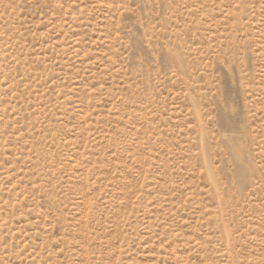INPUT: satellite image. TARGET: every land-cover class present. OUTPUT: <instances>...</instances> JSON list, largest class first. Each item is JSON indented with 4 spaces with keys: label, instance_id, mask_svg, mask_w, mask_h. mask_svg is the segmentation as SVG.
<instances>
[{
    "label": "rangeland",
    "instance_id": "rangeland-1",
    "mask_svg": "<svg viewBox=\"0 0 264 264\" xmlns=\"http://www.w3.org/2000/svg\"><path fill=\"white\" fill-rule=\"evenodd\" d=\"M0 264H264V0H0Z\"/></svg>",
    "mask_w": 264,
    "mask_h": 264
}]
</instances>
